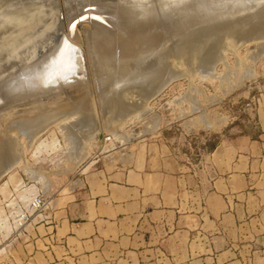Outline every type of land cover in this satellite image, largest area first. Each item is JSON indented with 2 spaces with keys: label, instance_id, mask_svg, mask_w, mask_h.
I'll list each match as a JSON object with an SVG mask.
<instances>
[{
  "label": "bare ground",
  "instance_id": "1",
  "mask_svg": "<svg viewBox=\"0 0 264 264\" xmlns=\"http://www.w3.org/2000/svg\"><path fill=\"white\" fill-rule=\"evenodd\" d=\"M90 1L92 6L106 4L107 0ZM131 1L114 0L109 4ZM198 1L192 0V3ZM200 1L209 5L194 4L201 6L197 25H193L191 22L195 20L190 18L197 7L191 9L187 0H139L145 11L136 10L133 28L105 18L102 15L105 10L93 8L94 5L84 12L92 23L85 42L90 63H94V77L97 74L95 84L98 83L96 92L101 117L106 132L115 140L126 141L127 137L114 127L121 128L131 115L141 118L148 114V102L183 71L194 73L203 62L211 65L203 63L201 68L207 66L209 69L218 62L226 63L224 50L236 52L246 44L258 49V54L261 50L264 52V0ZM1 2L0 111L18 109L0 117V179L19 163L33 179L44 178L43 173L23 159L24 152L32 148L40 135L57 123L69 121L59 128L67 145L66 156L77 165L85 157L86 144L92 142L98 131L92 88L85 80V49L73 31L83 19L70 23L68 33L64 34L66 23L61 18L56 20L55 16L63 5L60 0H5L6 7ZM80 5L82 7V3ZM142 19L151 20L153 29L148 35L154 37L151 41L148 38L149 43L140 39L146 37L141 31ZM161 24V29L156 30ZM43 35L51 36L49 47H44L42 52L32 49ZM55 51L57 70L33 81L39 64L48 62L44 57L54 56ZM201 70L205 72L206 69ZM65 76L72 80L68 87L61 86ZM72 88L74 93L70 94ZM157 122V119H150L148 124L156 125ZM84 128L88 132H83ZM82 132L87 134L84 139H81Z\"/></svg>",
  "mask_w": 264,
  "mask_h": 264
},
{
  "label": "crops",
  "instance_id": "2",
  "mask_svg": "<svg viewBox=\"0 0 264 264\" xmlns=\"http://www.w3.org/2000/svg\"><path fill=\"white\" fill-rule=\"evenodd\" d=\"M257 117L256 136L223 138L197 163L141 139L126 163L88 155L18 234L14 264H264V108Z\"/></svg>",
  "mask_w": 264,
  "mask_h": 264
},
{
  "label": "rangeland",
  "instance_id": "3",
  "mask_svg": "<svg viewBox=\"0 0 264 264\" xmlns=\"http://www.w3.org/2000/svg\"><path fill=\"white\" fill-rule=\"evenodd\" d=\"M111 1L114 0H107L106 4L102 5L94 3V6H92L93 8H103L106 13L104 12L102 15H105V18H113L126 28H133L137 20L135 12L137 9H142L143 4L139 0H132L131 3L114 5L109 4ZM216 1L221 2V0ZM38 2L42 4V1H37V4ZM73 2L78 3L73 4ZM4 3L2 4L4 5ZM60 3L63 5L55 16L56 20H60L61 18L65 21L64 34L68 33L70 23H73L79 18L83 19L82 22L76 25L77 27L73 31L74 37L80 38V43L85 49L84 62L87 73L85 80H88L87 82L92 88L91 99L94 106L95 126L98 131L92 139V142L86 144L84 149L85 157L76 165L66 156L67 145L59 128V125L63 123L68 124L69 121L57 123L40 135L41 137L36 139L32 148L23 154V159L31 167L38 170L39 173H43L44 178L33 179L31 174L25 171L24 165L19 163L10 173H7L0 179V249L7 248L5 254L4 252L0 253V264H14V261L18 259L15 258L16 252L19 253L22 245L18 234L21 231L25 232L20 229V226L24 222V218L21 217L25 213L32 215L31 203L37 196L41 197L44 202L49 198H53L56 190L62 189V186L77 176L80 164L84 162L88 155L93 156L95 154L99 157L105 150L116 152L119 150L118 155L122 158L121 161L126 163L127 158H125L123 153L127 149L124 150L123 148L131 146L132 142L136 144V140L139 142L141 139L147 144V150L149 151L153 150L157 152L161 149L173 156H182L185 161L197 163L217 146L223 138L233 142L239 136H256L258 133L257 114L260 109L264 108V52L261 53L263 51L261 50L259 52L260 54H258V49L256 51L252 45L246 44L236 52L231 51L232 53H228V51L226 52L224 50L222 54H225L226 63H223L225 61L215 62V67L213 65L214 68L211 67L209 69L207 66H205L206 68H201L203 62L199 64L201 67L198 68L197 66L198 69L194 70L195 74L190 72L185 73L184 71L182 74L180 73L178 79L169 82V85L167 84L158 95L148 102V108L150 109L148 114L141 118L136 115H131L121 128L119 126L117 128V124H114L116 126L114 128L120 134L127 137L126 141L115 140L111 134L109 135L106 132L103 125L96 92L98 83L97 85L95 84L97 74L94 77V63H90L86 49V32L91 29L92 23L88 20L89 16L84 12L87 11L86 9L92 7V3L90 0H60ZM81 3L82 7H79ZM187 3H189L191 9L197 7L195 6L196 3L199 5H209L206 1L203 2L200 0L196 3H192V0H187ZM4 6L6 7L7 5ZM49 6L47 5L46 7ZM200 9L201 6H198L190 17L195 20L191 22L193 25L199 23L201 14L198 11ZM142 10L145 11L144 8ZM166 17H169V15ZM140 22L142 23L141 31L146 34V37L142 36L143 38L140 39H144L146 43H149L154 37L152 35L154 33H151L153 36L151 38L148 35L149 30L152 28L151 20L142 19ZM167 22L170 23V20ZM83 23L86 25H83ZM161 27L162 24L160 27L156 26L155 28L158 30ZM50 37L43 35L36 42L37 44H34L35 46L32 49L37 48V51L42 52L44 47H49L51 43ZM31 46L26 50H29ZM233 52L236 54H233ZM54 53L57 52H53L54 56L48 55L44 57L48 62L47 64H39L35 70L33 81L40 80L41 77H45L47 74L49 76L57 70L59 64L55 62L56 55ZM50 63L51 65H49ZM207 65L210 66L211 64L207 63ZM47 67H49L48 70ZM201 69L206 70L202 72ZM43 72L45 73L43 74ZM225 76L226 79H224ZM67 77L69 76L61 79V86L68 87L71 84L72 80L67 79ZM73 93L74 89L72 88L70 89V94ZM195 104L197 107L194 106ZM87 108L90 109L89 107ZM17 109L0 111V117ZM114 116L116 117V114ZM150 119H157L158 122L156 125L148 124ZM86 130L84 128L83 132ZM83 132L81 139H84V135H87ZM105 137H110V142L104 143L103 138ZM137 147L138 145H135L129 151H136ZM9 177L11 178L9 179ZM3 184H5V187L1 188Z\"/></svg>",
  "mask_w": 264,
  "mask_h": 264
},
{
  "label": "built area",
  "instance_id": "4",
  "mask_svg": "<svg viewBox=\"0 0 264 264\" xmlns=\"http://www.w3.org/2000/svg\"><path fill=\"white\" fill-rule=\"evenodd\" d=\"M110 137L103 138V142L107 143L110 142ZM30 208L33 210V214H42L44 210V201L41 197L37 196L36 199L31 203ZM29 213H25L21 218H24L23 224L20 226V229L24 230V227L28 224L31 216Z\"/></svg>",
  "mask_w": 264,
  "mask_h": 264
}]
</instances>
